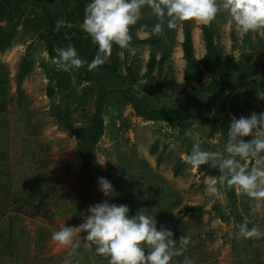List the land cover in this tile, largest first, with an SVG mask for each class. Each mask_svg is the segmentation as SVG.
<instances>
[{
	"label": "rangeland",
	"instance_id": "obj_1",
	"mask_svg": "<svg viewBox=\"0 0 264 264\" xmlns=\"http://www.w3.org/2000/svg\"><path fill=\"white\" fill-rule=\"evenodd\" d=\"M69 3L74 6L75 0ZM13 4L16 33L9 46L0 51V100L6 107L5 120L0 124V264H63L68 249L53 242L51 234L64 223L79 225L88 215V206L102 200L131 204L134 208L131 215L138 211L152 214L158 228H166L165 217L181 222L177 233L189 237V244L184 255L173 257L169 264H183L185 256L194 264H234L227 239L233 228L234 204L223 193L213 198L206 191V181L219 175L218 169L204 164L197 170L185 162V156L197 139L204 150L224 152L227 138L218 131L214 114L221 104L236 118L264 112V77L260 71L248 76L233 74L227 91L210 106V94L202 87L210 76L203 65L194 71L190 86L185 84L180 22L174 30V43L166 40L169 52L160 77L165 79L163 82H158L156 68L149 77L143 76L152 48L150 43L131 42L136 49L134 55L113 46L106 63L114 64L117 72L126 76V84L132 85L135 93L143 94L142 87L147 84L153 95H160L154 98L158 105L179 108L197 102L202 105L197 107L194 118L179 123L148 121L137 116L125 98L111 95L103 109L104 132L92 152V177L85 182L84 161L77 152L74 129L91 116L96 86L84 79L78 69L61 70L50 59L42 37L46 29L37 1L13 0ZM49 7L56 20L65 25L64 10L61 11L58 0L49 3ZM231 23L227 12L219 13L214 19V40L224 58L238 59L244 48L243 35L235 29L234 43ZM200 25L199 21H193L191 27L198 59L205 54ZM131 32L143 39L150 35V25L132 27ZM257 33L264 37V28ZM251 37L256 44L254 32ZM66 39L63 47L73 45L70 35ZM156 52L158 58L160 51ZM24 59L26 75L18 87ZM158 83L163 85L162 90L156 87ZM49 85L54 87L53 93H49ZM152 148L154 153L150 152ZM242 163L245 168L255 165V161ZM176 166L178 172L174 173ZM98 177L112 183V194L105 196L99 190ZM235 188L237 210L264 230V200L242 195ZM81 198L85 200L84 207L76 218ZM195 204L204 207L200 216L183 213L186 205ZM216 205L219 209H215ZM79 235L80 247L72 257V264H88L89 255L95 251L83 239L86 233ZM252 241L258 255L256 261L252 257L248 264H264V239ZM5 243L13 251L4 248ZM104 257L100 256V263L109 264Z\"/></svg>",
	"mask_w": 264,
	"mask_h": 264
},
{
	"label": "clouds",
	"instance_id": "obj_2",
	"mask_svg": "<svg viewBox=\"0 0 264 264\" xmlns=\"http://www.w3.org/2000/svg\"><path fill=\"white\" fill-rule=\"evenodd\" d=\"M151 10L157 22L155 34L173 30L178 22L199 21L211 23L219 13L227 12L235 29L241 35L264 28V0H89L84 10L82 30L97 46V54L88 62L76 48L69 44L57 48L53 62L61 70H75L87 65L89 70L106 63L113 45L134 55L130 27L141 18L142 10ZM57 24V30L59 29ZM250 137L249 139H245ZM255 161L245 168L242 161ZM185 162L197 170L201 165L218 169L219 175L206 181V191L218 198L228 188H239L242 195L264 200V112H252L248 116L232 117L227 130L224 152L208 151L197 139L185 156ZM99 190L108 196L114 192L112 183L98 177ZM127 204L102 200L88 206V215L77 226H66L51 234V240L68 251L63 264H72V257L80 247L79 233L98 255L108 258L109 264H169L173 257L183 256L189 237L173 239V232L157 227L154 216L138 212L129 215ZM234 235L244 239H264V230L245 217L235 225ZM183 264H194L185 256Z\"/></svg>",
	"mask_w": 264,
	"mask_h": 264
},
{
	"label": "trees",
	"instance_id": "obj_3",
	"mask_svg": "<svg viewBox=\"0 0 264 264\" xmlns=\"http://www.w3.org/2000/svg\"><path fill=\"white\" fill-rule=\"evenodd\" d=\"M38 2V6L41 9L43 16V21L45 23L46 33L42 35L45 42V48L50 59L56 57V49L63 47V42H65L66 35H70V39L73 46L76 48L78 54L83 60L91 62L94 56L97 54V46L92 42L91 38L85 33L81 28V23L84 18V10L86 7V2L88 0H75L74 6H70L68 2L70 0H58L60 4L61 11L64 10L63 16H65V25H62L52 13L49 3H56L57 0H35ZM74 1V0H73ZM13 0H0V51L5 50L11 43L15 33L16 26L13 23ZM147 7L142 10V14L148 16H141L137 23L130 27H138L142 24L150 25V35L143 39H139L132 35V43H150L152 48L149 53V58L147 61L146 70L144 77L150 76L153 70L156 68L157 75L160 81L163 82L164 78H160L162 75V70L164 63L168 56V44L167 39L170 40L171 44L174 43V30H165L163 34H155L153 32V26L157 22L155 16L152 14L151 10L148 12ZM57 24H59V29L57 30ZM193 21H182L180 22L183 40L181 42L182 56L185 60L184 67V81L185 84L190 86L191 77L196 69L203 65L209 72V81L203 87V90L210 94L208 102L210 106H213L217 97L222 93L227 91L230 85L232 75L235 73H241L246 76L250 74H256L260 71V76L264 77V37L260 36L257 31L254 32L256 38V44H253L251 32L247 35H243L244 48L240 50V55L238 59L235 58H224L221 55V51L215 43V25L214 20L209 24H201L200 29L202 33V38L205 47V54L202 58L198 59L194 54L191 27ZM178 27V24H177ZM230 36L232 41L235 43V28L234 25L230 24ZM116 46V45H113ZM248 46V48H245ZM115 50V49H114ZM126 50V49H125ZM157 50L160 51V56L157 58ZM26 59H24L20 65V72L18 76V87L22 79L26 75ZM115 65H107L104 63L99 67L89 70L87 65L78 69L83 73L84 79L93 81L96 86V97L94 101V110L91 116L88 118L85 124L77 126L74 129V135L77 141V152L83 162V176L84 181H88L92 175H90L92 170L91 157L95 144L99 141L100 137L104 132V118L103 109L109 97L111 95H120L125 98L128 103L133 108L137 116L142 117L144 120L148 121H167L170 123H179L186 119L194 118L196 115L197 107L201 106L200 102L194 103L189 107H169L167 105H158L154 102L155 96L150 91L147 84L143 85V94H137L134 92L132 85L126 84V76H121L119 72L115 69ZM109 68H113L110 70ZM131 73V72H130ZM58 85H63L62 82H58ZM158 90L163 89V85L158 83L156 85ZM49 93H53L54 87L48 86ZM5 103L0 100V124L5 120ZM215 117L217 119V129L218 131L227 138V130L229 122L233 117L223 104L216 107L214 110ZM246 137L245 139H249ZM154 149L150 150L154 153ZM159 161V158H158ZM178 172V166L174 168V173ZM223 195L234 204L233 210V228L228 236L230 242L231 252L233 255L234 264H248L250 259L256 261L258 252L256 245L253 244L252 239L237 238L234 235L235 225L240 223L246 214L241 213L237 210L236 206V188H228L222 192ZM85 200L81 198L78 203L75 217H79L80 213L84 207ZM128 205V204H127ZM129 215L134 213V208L130 204ZM215 209H219L215 206ZM184 214H194L200 216L204 207L200 204L186 205L183 208ZM221 217L223 214L221 213ZM164 223L166 228H169L173 232V239L177 240L176 246L179 247V235L178 230L182 226V223L174 218L165 217ZM249 220V219H248ZM253 223L249 220V226ZM12 235V233L10 232ZM13 243V239H9ZM37 240H35L36 242ZM259 240H256L258 242ZM4 248L9 251H13L12 246L4 244ZM101 255L92 252L89 255L88 264H101ZM182 257V256H180ZM105 258V257H104ZM182 259V258H181ZM1 261V257H0ZM257 263L260 261L257 260Z\"/></svg>",
	"mask_w": 264,
	"mask_h": 264
}]
</instances>
